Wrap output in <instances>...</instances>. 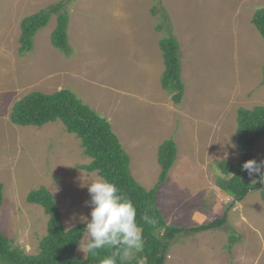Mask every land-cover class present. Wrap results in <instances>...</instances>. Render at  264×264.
Instances as JSON below:
<instances>
[{
	"label": "rangeland",
	"instance_id": "obj_1",
	"mask_svg": "<svg viewBox=\"0 0 264 264\" xmlns=\"http://www.w3.org/2000/svg\"><path fill=\"white\" fill-rule=\"evenodd\" d=\"M53 4L69 17L71 54L53 46L57 15L20 54L23 20ZM259 8L264 0H0V230L14 246L35 255L47 234L49 216L27 202L40 188L55 197L67 231L90 219L87 184L100 177L79 169L90 163L80 141L62 122L40 129L10 121L30 93L63 89L111 122L148 190L160 176L159 147L174 140L177 160L157 201L168 224L187 229L227 218L222 229L178 238L166 264H264V188L237 203L218 187L219 164L241 160L238 110L264 106V39L252 24ZM154 11L167 22L163 33ZM169 31L181 47L180 105L161 84L159 43ZM254 153L264 161V138ZM234 230L239 243L228 252ZM78 256L86 259L80 249Z\"/></svg>",
	"mask_w": 264,
	"mask_h": 264
},
{
	"label": "trees",
	"instance_id": "obj_2",
	"mask_svg": "<svg viewBox=\"0 0 264 264\" xmlns=\"http://www.w3.org/2000/svg\"><path fill=\"white\" fill-rule=\"evenodd\" d=\"M60 9L59 4H53L23 20L19 39L21 47L18 50L20 54L32 51L35 35L46 28L55 15L57 25L51 37L53 46L67 56L71 54L67 33L69 17L65 13H59ZM155 11L151 15L157 19L160 16L156 15ZM157 21L159 26L156 31L163 33L167 23L164 21V15L162 20ZM252 24L264 39V8H259L255 12ZM167 34H164L159 43L165 66L161 84L164 90L173 94L174 103L180 105L186 89L180 63L181 47L175 33L169 31ZM10 121L20 127L40 129L48 124L62 122L66 133L80 141L84 156L90 159V163L79 166V169L89 175L96 173L99 177L116 184L123 194L131 198L137 207V222L143 228V247L139 252H134L131 259L123 262L117 259V264H166L170 250L178 238L222 229L228 223L227 218H223L187 229L168 224L157 201L158 191L168 179L177 160L178 147L174 140H168L159 147L160 176L158 183L148 190L133 176L131 157L124 149L111 122L101 117L70 90L62 89L55 94L40 91L30 93L14 105ZM237 125L236 134L238 147L242 153L241 160L236 164L229 162L219 164L224 177L218 180V187L235 202L242 203L251 192L264 188V183H254L251 177L245 178L244 174L247 172L242 170L244 162L250 159L257 160L254 149L264 138V106L252 110L240 109ZM261 194L264 197V189ZM3 201L4 186L0 182V211ZM27 202L41 206L49 216L47 234L40 240L37 254L31 255L25 249L14 246V242L0 230V264H100V260L110 254L108 250L100 249L95 255L88 253L86 259L78 256L79 241L84 236L85 224L80 223L67 231L55 197L48 189L43 187L32 191ZM146 209L149 210L148 214L156 219L155 226L141 220V214ZM237 243L239 238L234 230L225 249L230 252Z\"/></svg>",
	"mask_w": 264,
	"mask_h": 264
},
{
	"label": "clouds",
	"instance_id": "obj_3",
	"mask_svg": "<svg viewBox=\"0 0 264 264\" xmlns=\"http://www.w3.org/2000/svg\"><path fill=\"white\" fill-rule=\"evenodd\" d=\"M242 170L250 177L258 174L259 181L264 183V161L250 159L243 163ZM87 187L91 199L86 204L91 212L90 219L82 217L85 229L79 241V249L86 253L85 258L88 253L95 255L97 250H108L110 254L104 256L100 264H117V259L121 262L131 259L134 252H139L143 247V228L137 222L136 205L116 184L103 177L88 183ZM148 213L146 209L141 214V220L155 226L156 219Z\"/></svg>",
	"mask_w": 264,
	"mask_h": 264
}]
</instances>
